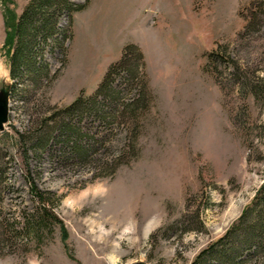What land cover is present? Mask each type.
<instances>
[{"label": "rangeland", "instance_id": "obj_1", "mask_svg": "<svg viewBox=\"0 0 264 264\" xmlns=\"http://www.w3.org/2000/svg\"><path fill=\"white\" fill-rule=\"evenodd\" d=\"M11 1L0 0V87L11 82L4 15L29 0ZM70 2L85 8L59 18L56 42L38 38L35 67L11 82L0 264H192L264 182V0ZM129 44L141 81L120 73L107 99L57 115ZM211 53L227 62L208 65ZM144 87L147 109L133 114Z\"/></svg>", "mask_w": 264, "mask_h": 264}, {"label": "trees", "instance_id": "obj_2", "mask_svg": "<svg viewBox=\"0 0 264 264\" xmlns=\"http://www.w3.org/2000/svg\"><path fill=\"white\" fill-rule=\"evenodd\" d=\"M3 2L13 4L11 0H3ZM84 8L85 5L75 6L70 0H29L19 16L10 9L6 10L5 47L8 48V73L12 83L16 72L24 71L31 65L35 67L36 52L34 50L38 47L37 39H40L43 47H46L49 41L56 42L59 18L67 15L71 21L72 14ZM43 47L38 53L41 54ZM216 56L222 62H227L228 58L211 53L208 55L207 64L214 62ZM145 68L142 52L132 44L124 46L120 59L108 67L95 92L87 98L80 94L70 105L58 111L57 115L62 114V117L69 119H72L74 114L82 115L89 105L94 106L100 103L99 100H105L110 93H113L114 76L124 72L129 75V78L141 81V78L145 76ZM33 73L35 76L40 73L46 76L47 66L39 63ZM12 83L10 95L13 90ZM139 90L140 97L125 106L131 109L130 112L133 114L137 112L143 114L148 106L147 89L144 87ZM132 140L131 144L134 145ZM61 231L64 235L62 227ZM29 232L35 235L36 228H31ZM258 258L264 259V182L225 234L202 251L192 264H201L202 260L205 262L206 259L212 260L214 264H245L252 259L258 261Z\"/></svg>", "mask_w": 264, "mask_h": 264}, {"label": "water", "instance_id": "obj_3", "mask_svg": "<svg viewBox=\"0 0 264 264\" xmlns=\"http://www.w3.org/2000/svg\"><path fill=\"white\" fill-rule=\"evenodd\" d=\"M10 89L11 82L3 83L0 87V132L4 130V126L8 122Z\"/></svg>", "mask_w": 264, "mask_h": 264}]
</instances>
